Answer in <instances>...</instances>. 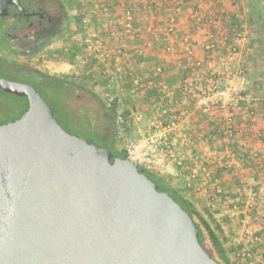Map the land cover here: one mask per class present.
I'll list each match as a JSON object with an SVG mask.
<instances>
[{
  "label": "water",
  "instance_id": "obj_1",
  "mask_svg": "<svg viewBox=\"0 0 264 264\" xmlns=\"http://www.w3.org/2000/svg\"><path fill=\"white\" fill-rule=\"evenodd\" d=\"M0 88L29 102L0 124V264H221L144 168L69 132L34 85Z\"/></svg>",
  "mask_w": 264,
  "mask_h": 264
},
{
  "label": "built area",
  "instance_id": "obj_2",
  "mask_svg": "<svg viewBox=\"0 0 264 264\" xmlns=\"http://www.w3.org/2000/svg\"><path fill=\"white\" fill-rule=\"evenodd\" d=\"M78 1L84 8L80 22L84 34L76 54L80 69L122 61L128 55V44L123 40L112 49L107 42L113 37L123 39L136 34L135 0ZM163 1L157 0L152 5L153 10L159 11ZM187 1L174 0L175 12H181ZM100 13L105 14L104 33L95 30ZM189 19L193 21L195 31L211 28L201 48L221 55L228 47L230 36L219 26L218 19L203 15L199 10L192 11ZM176 20V16L170 19L171 28L163 35L162 41L167 48L183 44L192 59V40L175 30L173 24ZM234 36L243 42L248 38L242 30H236ZM134 48L141 52L140 47ZM238 51L239 45H229L228 61ZM186 69L179 87L182 97L177 96L176 90L167 88L162 104L152 101L151 117L139 133L135 132L136 114L124 110L116 96L106 92L105 103L114 109L116 140L123 143L121 150L139 167L157 175L169 177L177 170L183 171L184 187L191 191H202L210 182L215 184L214 175L219 171L234 175L246 167H253L264 175V134L256 129V117L264 116V78L258 89L250 88L249 71L243 62L234 68L216 69L211 63L192 60ZM157 71L161 72L162 67ZM126 72L122 65H118L113 72L106 73L112 80L122 83L126 80ZM130 80L134 85L140 84L137 75H130ZM181 101L193 102L210 128L195 130L189 120L191 113L176 108ZM251 135H255L257 143L252 142ZM200 142L204 143L202 150L198 149ZM248 184L252 187L249 206L264 220V178L251 175ZM262 254L264 257V252ZM237 256L253 258L246 251Z\"/></svg>",
  "mask_w": 264,
  "mask_h": 264
},
{
  "label": "crops",
  "instance_id": "obj_3",
  "mask_svg": "<svg viewBox=\"0 0 264 264\" xmlns=\"http://www.w3.org/2000/svg\"><path fill=\"white\" fill-rule=\"evenodd\" d=\"M157 0H135L133 7L136 16V34L122 38L113 37L108 41L110 48L115 49L121 41L128 44V55L118 63L90 65L93 77L103 73V89L113 93L123 105L124 110L136 114L135 132L139 133L148 123L151 114V103L156 100L162 104L167 88L179 93L182 74L192 60L202 64L211 63L216 69L237 67L243 62L249 71V87L258 89L264 78V66L257 48L264 47V0H189L181 12H175L174 0H165L159 11H154L152 5ZM159 1V0H158ZM199 10L203 15L215 16L219 26L230 36L228 47L220 55L214 51H204V42L211 28L204 27L199 31L193 29V21L189 14ZM114 13V12H113ZM105 14L100 13L95 30L104 33L102 26ZM176 16L173 27L181 36H189L192 40L193 58L190 59L183 44H174L167 48L163 35L171 28L170 19ZM236 30H242L248 36L244 42L234 36ZM239 45V51L228 61L229 45ZM134 46L140 47L141 52ZM118 65L127 71L125 82L112 80L107 71L113 72ZM162 67L158 72L157 68ZM99 71L100 74L95 73ZM98 75V77H97ZM130 75H137L140 84L134 85ZM152 83L151 85L149 83ZM176 108L186 109L191 113L190 124L195 130L206 131L210 128L207 121L191 101H181ZM143 128L141 129L140 127ZM256 129L264 134V116L256 117ZM257 143L255 135L249 137ZM107 140L110 142L112 139ZM198 149L202 150L204 143L200 142ZM264 178L253 167H246L237 174L217 172L216 183L210 182L202 191H191L184 187L185 174L176 171L169 176L175 187H183L185 197L195 203L211 227L215 230L229 254L238 255L241 251L249 253L252 259L236 257L232 264H264V220L254 208L249 206V192L252 187L248 184L251 175ZM214 180V181H215ZM217 184V185H216ZM218 189V191H217ZM215 197V198H214Z\"/></svg>",
  "mask_w": 264,
  "mask_h": 264
},
{
  "label": "rangeland",
  "instance_id": "obj_4",
  "mask_svg": "<svg viewBox=\"0 0 264 264\" xmlns=\"http://www.w3.org/2000/svg\"><path fill=\"white\" fill-rule=\"evenodd\" d=\"M68 4L69 14L73 18V24L68 31V34L56 41L49 50L41 52L32 58L17 57L18 61L28 63L33 67H37L45 73H51L59 76H68L75 82L71 89V93L64 96V104L72 112L75 121L71 124L72 129L66 119L64 109L53 105L54 113L59 122L71 133L81 137L93 140L97 145L111 148L107 143L102 141L87 126H81L84 118L90 121L91 126L99 133L108 139H112L115 134L113 129L114 120L110 118L105 109L109 107L105 103V95L108 91L103 89V73L98 78L93 77L92 70L88 67L80 69L77 61V50L80 47V42L84 32L80 26L81 17L83 16L84 8L78 0H66ZM78 47V49H77ZM76 49L75 56L71 52ZM257 55H260L262 65L264 66V47L257 48ZM2 55L10 56L8 53ZM9 58V57H8ZM10 59V58H9ZM81 85H86L81 86ZM102 85V86H101ZM27 101L25 98L17 97L10 93L3 92L0 89V124L9 122L12 119L19 117L26 109ZM130 112L131 110H126ZM77 115V116H76ZM114 116V112L112 114ZM141 129L143 128L140 127ZM117 141V140H116ZM123 143L117 141V147L121 149ZM113 154L116 155L113 150ZM173 184V183H172ZM183 191V189H180ZM185 194V192L183 191ZM208 248H211L209 242L206 243ZM230 257L235 262L237 255ZM218 258H220L218 256Z\"/></svg>",
  "mask_w": 264,
  "mask_h": 264
},
{
  "label": "flooded vegetation",
  "instance_id": "obj_5",
  "mask_svg": "<svg viewBox=\"0 0 264 264\" xmlns=\"http://www.w3.org/2000/svg\"><path fill=\"white\" fill-rule=\"evenodd\" d=\"M8 11L7 15H0V63L7 59L9 67L51 74L18 61L17 57L32 58L68 34L73 18L66 0H19L9 4ZM1 52L8 53L10 59ZM0 76L18 81L6 73Z\"/></svg>",
  "mask_w": 264,
  "mask_h": 264
},
{
  "label": "trees",
  "instance_id": "obj_6",
  "mask_svg": "<svg viewBox=\"0 0 264 264\" xmlns=\"http://www.w3.org/2000/svg\"><path fill=\"white\" fill-rule=\"evenodd\" d=\"M260 17L264 19V15H260ZM75 54H76V49L71 52L72 56H75ZM9 63L7 59H4L2 64L0 63V75H4V73H6L8 76L10 75L9 77L12 79H18V81H25V82L32 83V85H34L36 89H38V91L42 94L44 99L49 103L52 109H53V105H56L57 107H61L62 109H64L66 119L69 123V126L72 128L71 124L76 119L74 115L72 114V112L64 104V96L71 93V89L75 85V82L71 80L70 77L68 76L63 77V76H59L55 74H42L41 75L33 69L26 71L23 68L9 67ZM81 86L85 87L86 85H81ZM5 93H8V92H5ZM17 97H20V96H17ZM21 98L26 99L27 101L26 109H27L29 106L27 97H21ZM105 111L107 115L110 118H113L114 120V116L112 115L114 112L113 107H107ZM86 119L87 118H84L81 123L82 128L83 126L85 127L87 126V128L95 132V134L99 136V138L102 141H104L111 147L108 149L111 151L114 157L128 158V155L123 150L117 147L116 134L113 135L112 141L109 142L107 138L101 133H99L97 130H95L91 126L90 121L89 120L87 121ZM113 129L115 130L114 126H113ZM113 150L115 151L116 155L113 154ZM145 172L148 174V176L152 180L156 182L159 189L163 190L164 192L170 193L182 205L184 209L189 211L193 220L195 221L196 225L199 228L201 242L203 243L207 251L221 264H232L228 249L223 245L221 239L219 238L215 230L211 227L210 223L207 221L204 215L199 211L195 203L192 202L189 198L185 197L183 191L176 188L171 183L169 177L157 175L147 170H145ZM207 242H209V244L211 245V248H208L206 244ZM218 256L220 258H218Z\"/></svg>",
  "mask_w": 264,
  "mask_h": 264
}]
</instances>
